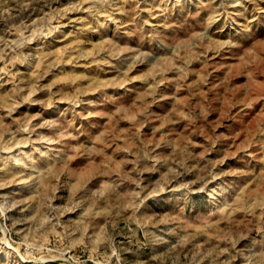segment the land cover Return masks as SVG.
I'll return each mask as SVG.
<instances>
[{"label": "rangeland", "instance_id": "1", "mask_svg": "<svg viewBox=\"0 0 264 264\" xmlns=\"http://www.w3.org/2000/svg\"><path fill=\"white\" fill-rule=\"evenodd\" d=\"M0 264H264V0H0Z\"/></svg>", "mask_w": 264, "mask_h": 264}, {"label": "bare ground", "instance_id": "2", "mask_svg": "<svg viewBox=\"0 0 264 264\" xmlns=\"http://www.w3.org/2000/svg\"><path fill=\"white\" fill-rule=\"evenodd\" d=\"M12 136V135H11Z\"/></svg>", "mask_w": 264, "mask_h": 264}]
</instances>
